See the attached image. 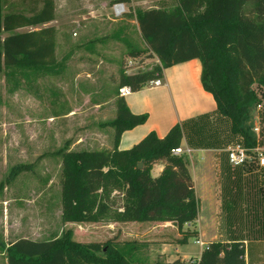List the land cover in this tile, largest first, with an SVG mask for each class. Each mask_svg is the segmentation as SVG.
<instances>
[{
  "label": "trees",
  "instance_id": "1",
  "mask_svg": "<svg viewBox=\"0 0 264 264\" xmlns=\"http://www.w3.org/2000/svg\"><path fill=\"white\" fill-rule=\"evenodd\" d=\"M3 1L0 67H46L47 76L58 75L55 29L18 32L53 22L54 0H17L8 7ZM135 19L145 53L159 64L129 74L121 68L115 119L104 124L113 130L111 150L59 153L61 223H171L178 235L169 233L163 236L165 241L185 245L196 237L183 229L197 219L199 204L186 157L171 152L180 148L181 127L176 124L163 139L150 132L131 149L118 150L121 134L147 121L146 115L129 112L118 91L137 92L161 79L166 68L198 60L203 89L214 97L218 114L229 120V132L243 138L245 146H255L251 112L263 104L254 86L264 88V0H175L172 8L135 11ZM154 165L163 167L156 177L151 174ZM115 184L123 198L113 211L107 200ZM139 246L135 241L78 243L68 229L42 242L16 240L5 248L4 256L7 264H186L181 259L144 261L136 256ZM197 264H245L244 243L209 242Z\"/></svg>",
  "mask_w": 264,
  "mask_h": 264
},
{
  "label": "rangeland",
  "instance_id": "2",
  "mask_svg": "<svg viewBox=\"0 0 264 264\" xmlns=\"http://www.w3.org/2000/svg\"><path fill=\"white\" fill-rule=\"evenodd\" d=\"M113 1L108 2L109 7ZM130 1L135 4L134 11H144L146 8L154 7L172 8L175 5V0ZM11 2H17V0H5L3 4L8 7ZM74 2L75 0L56 1L57 5H63V14L58 17V23L55 24V26H59V23L63 25L58 28L57 53L71 48L68 6ZM130 15L134 16L132 11L121 19H127ZM110 18L114 20L112 15ZM38 29L40 26L22 29L18 32ZM6 35H2V38ZM130 42L127 47L124 42L112 39L104 46L106 56L103 62L105 66L100 68L97 76L104 79V89L99 91L102 95L99 100H105L107 104L100 109L98 114L90 113L92 111H90L89 103L81 104L78 106L77 116L69 121L60 119L48 123L49 120H46L50 112L57 110V108H53L52 103L59 102L61 95L66 102H68L66 99H72V92L68 87L67 96L61 90L60 95L58 94L57 85L60 84L62 78L58 79L55 76L56 78L50 79L45 74L46 67L41 69L0 67V264H7L4 250L10 243L19 239L42 242L60 237L63 230L68 229L71 230L72 239L78 243L99 244L108 240H114L120 244L138 242L140 249L136 256L144 261H152L155 257L154 249H152L154 240L169 233L176 235V230L171 227L170 231L163 233L162 230L169 229H164L161 224L153 222L151 224L107 223L103 221L80 224L61 223L62 190L60 187L61 155L59 153L61 151L106 150L113 141V130L104 124L115 119V94L118 90L121 68L126 74H129L147 71L155 65L152 58H148V53H145V46L138 35L133 33ZM95 60L98 61V59ZM129 61L141 65L142 68H127ZM56 69L57 67L53 68V70ZM109 81L115 83L114 88H109ZM254 90L261 96L263 104L251 112L252 128H259L260 133L255 136V143L264 148V88L261 90L255 85ZM95 93H97L96 90L91 95L94 96ZM98 130L103 136L100 144L89 139L90 137L85 132L95 133ZM81 137H84L83 141L75 145ZM238 142L244 144L245 141L243 138H239ZM201 156L203 155H192L193 158H201ZM200 168L204 172L199 178L200 180L197 181L201 204L199 226L205 233V238L202 239L205 242L207 239H212L214 234L225 236V230L228 226L231 228L230 224L234 223L235 226L236 222L240 224L241 211L238 208L233 214L231 213L230 218V215L225 216L224 209L223 211L222 208L219 210L214 203L215 200L209 195L210 171L204 159L203 162L199 161ZM258 173L256 169L253 175L247 177L249 185L258 186ZM261 180H264V176ZM227 182L228 178H223L220 184L225 187ZM239 184L241 181L237 179L235 185L239 187ZM109 189L107 202L114 211L121 207L122 190L117 188L116 184ZM219 212H221L220 215ZM167 242L172 241L168 240ZM193 242L194 238H190L189 243L193 244ZM206 246L207 244H205Z\"/></svg>",
  "mask_w": 264,
  "mask_h": 264
},
{
  "label": "crops",
  "instance_id": "3",
  "mask_svg": "<svg viewBox=\"0 0 264 264\" xmlns=\"http://www.w3.org/2000/svg\"><path fill=\"white\" fill-rule=\"evenodd\" d=\"M56 1L54 0V21L40 27L51 26L55 29L57 46L58 28L63 25L59 23V26H55V24L58 23V17L63 14V5H57ZM109 1L75 0L74 4L68 6L70 13L69 27L71 29L70 42L72 45L70 49L62 53H57V47H55V59L59 66L56 77L58 79L62 78L60 84L57 85L58 94L60 95V90L66 94L68 87L72 92V99H66L68 101L66 102L61 95L59 102H53V108H57V110H53L47 116L48 123L60 119H68L69 121L75 118L79 113L78 106H81V104L86 105V102L91 105L90 111L92 112L90 113L98 114L100 109L107 104L105 100H99V97L102 96L99 91L104 89V79L97 76L100 68L105 66L103 59L106 56L104 52L106 42L114 39L118 42H124L129 47L132 35L135 33L143 43L135 19L134 2L130 0L123 2L127 9L133 12L134 16H128V20L126 18L112 20L110 18V7L108 6ZM131 11L128 13L130 14ZM95 59H98V61ZM152 60L155 64H159L155 58H152ZM201 70L202 65L198 60L182 62V64L174 65L163 71L160 85L156 86L148 83L143 89L130 92L124 96L129 112L134 115L144 114L147 121L123 132L118 143V150L131 149L148 136L150 132L163 139L176 124L180 125L183 134L180 148L183 151L190 150L189 153H185L183 156L186 157L187 169L195 187L199 212L197 219L187 224L183 231L193 232L196 237H193V244L188 241L187 244L181 245L167 242L163 236H160L152 244V249L155 252L154 259L158 258L167 263L181 259L187 264L189 260H199L204 251L203 247L196 244L197 240L203 244L212 241H242L244 243L245 264H264V180H261L264 176V168L258 170V186L253 187L248 184L247 177L253 175L254 168H233L229 165L225 149L238 143L239 137H235L229 132V120L218 114L214 97L203 89L200 80ZM53 77L55 76H49L50 79ZM114 87L115 83L110 82L109 88ZM94 90L97 93L92 96L91 93ZM57 114L58 116H56ZM95 119L98 118L95 117ZM85 132L90 137L89 139L100 144L103 136L99 130L95 133ZM81 138L78 139L75 145L83 141L84 137ZM112 144L113 141L111 145L108 144L106 150H111ZM194 154H202L203 156L193 158L192 155ZM203 159L210 171L209 195L213 197L219 210L220 208H222V211L224 209L225 216L230 215V218L231 213L233 214L238 208L241 211L240 224H237V222L236 226L234 223L230 224L231 228L228 226L225 230V236L214 234L212 239H207L205 242L202 241L205 238V233L199 226L201 204L197 186V181L200 180L199 178L204 172L201 168L199 169V161L203 162ZM162 168L161 165H154L151 168L152 176H158L163 171ZM223 178H228L225 187L220 184ZM237 179L241 181L239 187L235 185ZM220 214L221 212H219ZM161 227L164 229L171 227L176 230L178 235L176 227L171 223L161 224ZM168 231L170 229L162 230L163 233ZM149 247L151 246L149 245Z\"/></svg>",
  "mask_w": 264,
  "mask_h": 264
},
{
  "label": "built area",
  "instance_id": "4",
  "mask_svg": "<svg viewBox=\"0 0 264 264\" xmlns=\"http://www.w3.org/2000/svg\"><path fill=\"white\" fill-rule=\"evenodd\" d=\"M110 12L113 17V19H121L123 18L129 11L123 2H114L110 5ZM127 68L129 67H137L142 68L141 65H136V63L129 61ZM162 81H160L159 78H156L155 80L151 81L150 84L153 85H160ZM130 91L127 88H122L119 90V96L124 97L128 95ZM252 132L255 134V136H258L260 133L259 128L255 127L252 128ZM227 152V159L228 163L233 168L238 167H251L255 170H261L264 168V148L260 147L259 144L255 143V146H245L243 143H236L228 146L226 149ZM171 152H173L174 155L181 156L185 153H189L190 150L186 149L183 151L181 148L174 149ZM196 244L200 247L205 248V244H203L201 241L197 240ZM197 260H189L187 264H197Z\"/></svg>",
  "mask_w": 264,
  "mask_h": 264
},
{
  "label": "water",
  "instance_id": "5",
  "mask_svg": "<svg viewBox=\"0 0 264 264\" xmlns=\"http://www.w3.org/2000/svg\"><path fill=\"white\" fill-rule=\"evenodd\" d=\"M138 168L140 169L142 168V163H139Z\"/></svg>",
  "mask_w": 264,
  "mask_h": 264
}]
</instances>
